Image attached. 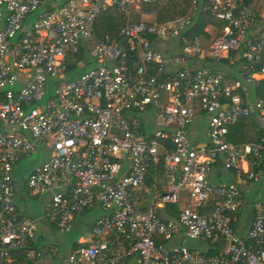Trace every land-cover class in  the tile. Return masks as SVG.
I'll list each match as a JSON object with an SVG mask.
<instances>
[{"label":"built area","instance_id":"built-area-1","mask_svg":"<svg viewBox=\"0 0 264 264\" xmlns=\"http://www.w3.org/2000/svg\"><path fill=\"white\" fill-rule=\"evenodd\" d=\"M160 1L0 0V264H41L38 222L64 234L96 206L102 217L91 239L62 264H122L124 256L135 264H264V135L242 145L229 139L249 117L260 119L264 131V99L249 103L243 92L251 83L264 90V20L245 0H207L208 15L224 23L207 49L190 35L189 17L96 36L101 16ZM92 39L95 66L69 78ZM164 41H176L181 54L165 56L158 47ZM234 53L243 62L241 80L189 63ZM198 109L208 119L209 145L195 148L187 130ZM39 146L48 148L49 160L25 179L15 176L16 165ZM218 160L260 189L245 235L239 234L243 191L208 180ZM160 166L167 190L139 211L134 202ZM18 183L29 198L47 199L42 218L18 210ZM184 195L176 219L160 217V207L179 205ZM111 237L127 245L123 255L112 253ZM177 238L178 245L166 244ZM189 242H206L216 253H195Z\"/></svg>","mask_w":264,"mask_h":264},{"label":"crops","instance_id":"crops-1","mask_svg":"<svg viewBox=\"0 0 264 264\" xmlns=\"http://www.w3.org/2000/svg\"><path fill=\"white\" fill-rule=\"evenodd\" d=\"M254 4L257 7V11H255V13L263 22L264 1L255 0ZM206 6L207 0H197L195 4L194 0H162L156 4H141L132 7L129 14H122L113 10L110 13L100 17H104V19L100 20L95 26L96 36H103L101 32H104L106 29L108 32H110L108 34H112L127 25L137 24L142 21L151 24H163L189 17L192 20L190 35L196 37L200 41L201 46L207 49L212 38L222 31L224 23L211 18L206 11ZM103 23L105 24L104 27ZM260 24L262 25V23ZM260 29L261 27L259 26V28L253 30L251 34L257 36ZM93 45L94 39L84 44V46L80 49V53L77 56V59L80 61L75 60V64L71 66V69H69V73L67 74L69 78L77 77L82 72L95 66L93 61L87 60L88 58H85V54L89 55V49ZM158 47L165 56H168L170 53L174 55L181 54L180 46L177 45L176 41L173 43L167 42V44H161ZM189 63L194 70H201L211 74H221L228 81L241 80L240 77L242 74L243 62L239 59L238 53L224 55L218 60L210 59L209 56L205 54L203 58L190 59ZM243 92L246 100L249 103H253L259 99H264L263 87H259L257 84H246ZM259 129H263L262 121L256 117H249L231 128L229 139L235 145L255 143L259 140V136H257ZM187 136L195 148L209 145L208 119L207 117L203 116L200 109L197 110V118L195 122L187 130ZM36 151L35 152L38 155H40L41 151L47 153L46 159L43 160L41 164L49 160L50 153L47 147L39 146L37 147ZM30 156L31 154L24 157L16 165L15 176H20L25 179L30 172L41 165L39 164V166L36 167L35 161L28 160ZM26 161H28L27 164H25ZM20 166H22V169ZM208 180L212 184L231 182L236 184L243 191L246 198V205L241 213L239 234L245 235L246 230L249 228L253 218L252 204L256 199H258L256 190L257 192L260 191L259 187L255 188L250 184H244L240 182L234 173L225 169L223 160H218L215 163L214 167H212ZM21 184L22 183H18L16 186L18 190H15V194L21 196L22 202L29 197L27 196V193ZM146 184V189L140 191V194L138 195L139 199L134 202L135 207L139 211H143L147 208V204L154 193L161 194L167 190L166 181L161 166L160 173L158 172V169H151ZM186 204V196L184 195L183 201L179 205L160 207L158 209V213L163 219L174 220L177 218L179 211ZM17 208L25 215L21 208ZM101 217L102 212L98 206L91 209L90 211H84L74 218L71 230L64 234H58L51 226L43 225L45 227L41 228V231L37 233L38 246L40 250L44 251V257L41 264H62V260L70 255L78 246L89 242L91 239L90 230L95 224L96 220ZM158 241L160 243H164V241L161 239H158ZM166 244L169 246L178 245L179 239H174L172 242H168ZM49 246L57 247L58 252L56 254H51L48 249ZM110 247L113 254L119 255H123L127 249V245L115 237L110 238ZM188 247L195 253H216V249L206 242H189ZM122 264H135V259L133 257L124 256L122 259Z\"/></svg>","mask_w":264,"mask_h":264},{"label":"rangeland","instance_id":"rangeland-1","mask_svg":"<svg viewBox=\"0 0 264 264\" xmlns=\"http://www.w3.org/2000/svg\"><path fill=\"white\" fill-rule=\"evenodd\" d=\"M102 19H104V17L100 18L97 21L96 25ZM104 26H105V24L103 25V27ZM162 44H167V42L164 41V42H162ZM85 58H88L87 60L92 61V59L90 58V56L88 54H85ZM36 152L31 154V156H30V158H28V160L29 161H35V166L37 167V166H39V164H41L43 162V160L46 159L47 153H44L43 151H41L40 155H38V154H36ZM27 162L28 161H26L25 164H27ZM22 166H20L21 169H22ZM16 189L17 188H15V190ZM15 193H16V191H15ZM14 203L17 207L21 208L22 211L25 213V215H27L28 217H31L33 219H40L45 214V209H46L45 206L47 204V199L46 198H36V199L26 198L25 201L21 202V196L14 194ZM43 225H47V224L45 222H38L39 227H37V233H39V231H41V228L45 227Z\"/></svg>","mask_w":264,"mask_h":264},{"label":"trees","instance_id":"trees-1","mask_svg":"<svg viewBox=\"0 0 264 264\" xmlns=\"http://www.w3.org/2000/svg\"><path fill=\"white\" fill-rule=\"evenodd\" d=\"M254 1L255 0H245V5H244L245 8L246 9H249L251 11L253 10L254 12L257 11V7L254 4ZM101 33L102 34H105V33L108 34L110 32H108V30L106 29V30H104V32L102 31ZM110 35H114L115 36L116 35V32H114V33H112ZM234 54H236V53H234ZM51 89H52V86H51ZM262 135H264V131H263V129H259L258 132H257V136H259V138H260ZM158 172L160 173V168L158 169ZM21 264H29V263H27L25 261H21Z\"/></svg>","mask_w":264,"mask_h":264}]
</instances>
